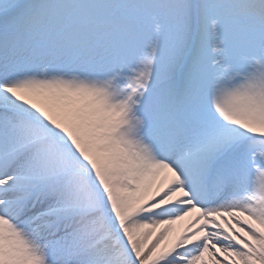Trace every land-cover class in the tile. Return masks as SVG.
Here are the masks:
<instances>
[{
    "label": "snow or ice",
    "instance_id": "snow-or-ice-1",
    "mask_svg": "<svg viewBox=\"0 0 264 264\" xmlns=\"http://www.w3.org/2000/svg\"><path fill=\"white\" fill-rule=\"evenodd\" d=\"M0 264H264V0H0Z\"/></svg>",
    "mask_w": 264,
    "mask_h": 264
}]
</instances>
